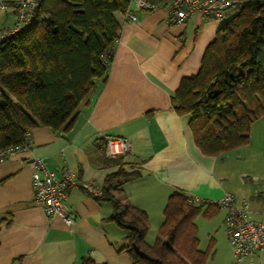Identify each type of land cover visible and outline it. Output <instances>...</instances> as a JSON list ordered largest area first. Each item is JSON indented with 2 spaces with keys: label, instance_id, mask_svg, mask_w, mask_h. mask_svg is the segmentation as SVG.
Wrapping results in <instances>:
<instances>
[{
  "label": "crops",
  "instance_id": "obj_1",
  "mask_svg": "<svg viewBox=\"0 0 264 264\" xmlns=\"http://www.w3.org/2000/svg\"><path fill=\"white\" fill-rule=\"evenodd\" d=\"M16 2L4 0L0 32L15 27ZM131 10L135 20L117 13L120 35L107 79L94 81L73 125L59 131L47 126L31 129L29 145L0 162V264H76L86 257L97 264H139L124 250L125 232L107 219L112 201L71 187L66 203L75 221L68 226L60 217H48L33 200L36 157L55 172L72 169L102 189L106 175L119 168L104 155L105 134L131 142L129 152L119 161L127 171L139 170L140 177L119 188L131 205L146 212L148 230L161 226L164 206L175 189L206 204L231 193L247 200L254 218H259L264 115L252 123L247 143L208 155L195 144L189 116L179 115L171 104L181 78L199 70L220 24L198 14L184 23L169 24L166 1L154 10ZM232 13L230 7L227 15Z\"/></svg>",
  "mask_w": 264,
  "mask_h": 264
},
{
  "label": "trees",
  "instance_id": "obj_2",
  "mask_svg": "<svg viewBox=\"0 0 264 264\" xmlns=\"http://www.w3.org/2000/svg\"><path fill=\"white\" fill-rule=\"evenodd\" d=\"M40 9L31 26L0 41V152L28 143L37 126L59 131L73 125L94 81L107 79L120 35L117 13L131 6L129 0H40ZM224 19L199 70L182 77L171 95L173 109L189 116L195 144L208 155L247 143L252 123L264 115V0H242ZM120 157L109 158L119 168L106 175L95 198L113 202L107 219L125 232L124 250L132 261L205 264L208 252L199 248L195 218L218 206L173 190L150 244L146 212L119 188L140 172L125 170ZM76 264L97 263L86 257Z\"/></svg>",
  "mask_w": 264,
  "mask_h": 264
},
{
  "label": "built area",
  "instance_id": "obj_3",
  "mask_svg": "<svg viewBox=\"0 0 264 264\" xmlns=\"http://www.w3.org/2000/svg\"><path fill=\"white\" fill-rule=\"evenodd\" d=\"M166 1L169 24H181L192 14L201 18L224 19L228 9L233 6L232 0H129L131 7L144 10H154L160 3ZM5 7L4 0H0V8ZM40 0H17L15 4L16 24L10 32H0V41L8 34L27 29L40 13ZM125 16L135 20L131 9ZM118 42V41H117ZM28 143L8 148L0 152V162L9 154L29 145ZM104 152L110 158L120 157L131 148V142L126 137L103 135ZM31 185L33 200L40 204L48 217H60L68 226H72L75 215L67 205L66 198L71 187L77 186L86 190L91 196L98 197L102 190L92 181H84L72 169L65 168L58 173L48 168L41 157L33 159ZM262 209L259 218H254L249 203L245 199H237L231 193H225L220 199L213 201L215 205L225 210L223 218L227 227L228 242L235 259L241 260L264 252V189L260 192Z\"/></svg>",
  "mask_w": 264,
  "mask_h": 264
},
{
  "label": "rangeland",
  "instance_id": "obj_4",
  "mask_svg": "<svg viewBox=\"0 0 264 264\" xmlns=\"http://www.w3.org/2000/svg\"><path fill=\"white\" fill-rule=\"evenodd\" d=\"M232 1L234 5L231 7H233V11H236L242 0ZM215 21L221 25L225 19H216ZM104 155L106 158H110L105 154V152ZM222 209H219V211L214 210V212L210 215H205L202 210L195 218L198 228L200 249L208 252V258L205 264H264V252L253 256L252 259L250 257H245L241 260H237L233 257L232 249L228 242L227 227L223 221L225 214ZM157 231L158 230H148L146 242L150 244L153 243L155 241Z\"/></svg>",
  "mask_w": 264,
  "mask_h": 264
}]
</instances>
